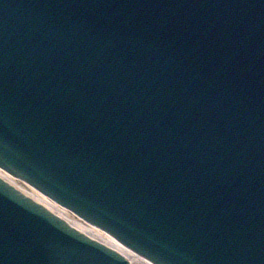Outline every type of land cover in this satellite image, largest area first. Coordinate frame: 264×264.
<instances>
[{"label":"water","instance_id":"95a60500","mask_svg":"<svg viewBox=\"0 0 264 264\" xmlns=\"http://www.w3.org/2000/svg\"><path fill=\"white\" fill-rule=\"evenodd\" d=\"M126 246L264 264V0H0V264Z\"/></svg>","mask_w":264,"mask_h":264},{"label":"bare ground","instance_id":"6f19581e","mask_svg":"<svg viewBox=\"0 0 264 264\" xmlns=\"http://www.w3.org/2000/svg\"><path fill=\"white\" fill-rule=\"evenodd\" d=\"M126 251L129 253L130 264H154L149 260L145 259L141 255L126 246Z\"/></svg>","mask_w":264,"mask_h":264}]
</instances>
